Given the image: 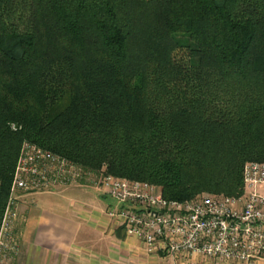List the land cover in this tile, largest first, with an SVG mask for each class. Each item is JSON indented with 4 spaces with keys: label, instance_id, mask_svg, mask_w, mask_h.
I'll use <instances>...</instances> for the list:
<instances>
[{
    "label": "trees",
    "instance_id": "1",
    "mask_svg": "<svg viewBox=\"0 0 264 264\" xmlns=\"http://www.w3.org/2000/svg\"><path fill=\"white\" fill-rule=\"evenodd\" d=\"M24 142L167 200L240 195L264 0H0V223Z\"/></svg>",
    "mask_w": 264,
    "mask_h": 264
},
{
    "label": "built area",
    "instance_id": "2",
    "mask_svg": "<svg viewBox=\"0 0 264 264\" xmlns=\"http://www.w3.org/2000/svg\"><path fill=\"white\" fill-rule=\"evenodd\" d=\"M14 128V125H13ZM237 196L167 200L154 184L109 174L94 175L70 161L24 142L15 165L11 196L0 223V264L19 251L15 194L87 185L114 200L106 215L147 254L169 264H252L264 261V163L246 162Z\"/></svg>",
    "mask_w": 264,
    "mask_h": 264
},
{
    "label": "crops",
    "instance_id": "3",
    "mask_svg": "<svg viewBox=\"0 0 264 264\" xmlns=\"http://www.w3.org/2000/svg\"><path fill=\"white\" fill-rule=\"evenodd\" d=\"M15 197L20 244L11 264H169L125 236L106 215L114 202H106V196L93 187L18 191Z\"/></svg>",
    "mask_w": 264,
    "mask_h": 264
},
{
    "label": "rangeland",
    "instance_id": "4",
    "mask_svg": "<svg viewBox=\"0 0 264 264\" xmlns=\"http://www.w3.org/2000/svg\"><path fill=\"white\" fill-rule=\"evenodd\" d=\"M249 162V161H248ZM259 192L260 193H262L263 195H264V187L263 188H261L260 190H259ZM203 195H209V196H221V195H225L224 193H210V194H206V193H204V194H202V195H200V196H203ZM105 200H106V202H114V200L113 199H111L110 197H105ZM17 223H18V219H17V221H16V223H15V227L17 228Z\"/></svg>",
    "mask_w": 264,
    "mask_h": 264
}]
</instances>
